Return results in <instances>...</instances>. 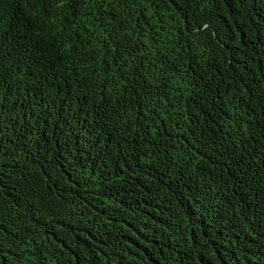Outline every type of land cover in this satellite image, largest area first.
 <instances>
[{
  "label": "trees",
  "instance_id": "1",
  "mask_svg": "<svg viewBox=\"0 0 264 264\" xmlns=\"http://www.w3.org/2000/svg\"><path fill=\"white\" fill-rule=\"evenodd\" d=\"M0 264H264V0H0Z\"/></svg>",
  "mask_w": 264,
  "mask_h": 264
}]
</instances>
